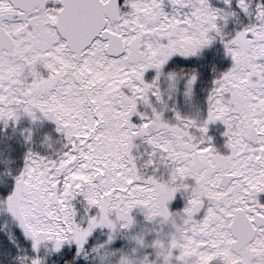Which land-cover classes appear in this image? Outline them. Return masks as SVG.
<instances>
[{
  "label": "snow or ice",
  "instance_id": "6c2138e0",
  "mask_svg": "<svg viewBox=\"0 0 264 264\" xmlns=\"http://www.w3.org/2000/svg\"><path fill=\"white\" fill-rule=\"evenodd\" d=\"M0 124V264H264V0H0Z\"/></svg>",
  "mask_w": 264,
  "mask_h": 264
},
{
  "label": "trees",
  "instance_id": "16d2710c",
  "mask_svg": "<svg viewBox=\"0 0 264 264\" xmlns=\"http://www.w3.org/2000/svg\"><path fill=\"white\" fill-rule=\"evenodd\" d=\"M20 126L27 127L28 126L27 121L22 120L20 125H18V127ZM42 128L45 134L50 135L53 138V140L60 139L59 135L55 132V126L50 122L47 121L43 122ZM215 136H219V139L216 142H213V146L215 144V146L221 149L224 146V142H225L223 133L221 134L216 133ZM20 143L21 141L18 137L17 132H15L11 127L5 130L3 125L0 124V163H7L9 165L8 170H10V165L13 164L15 161L21 167L23 165L22 155L19 151ZM134 143L137 145V147H135L132 150V155L139 156V160L137 161V166L139 167L146 160V156H144L145 146L141 144L139 140L134 141ZM33 147L35 148V145ZM53 147L58 149L59 145L57 144L54 145ZM145 171L150 173L151 169H146ZM133 215L135 216L138 224L131 235H138L140 231L144 233V226L152 227L151 225L143 224L142 222L143 217L142 214L139 212V210H134ZM126 244H127L126 241H121L122 247L126 246Z\"/></svg>",
  "mask_w": 264,
  "mask_h": 264
},
{
  "label": "rangeland",
  "instance_id": "374dc122",
  "mask_svg": "<svg viewBox=\"0 0 264 264\" xmlns=\"http://www.w3.org/2000/svg\"><path fill=\"white\" fill-rule=\"evenodd\" d=\"M223 132H224V127L219 122H217L216 124L209 125L208 135H210L212 137V146H213V142H216L219 139V136H215V134L216 133L221 134ZM214 147H216L217 150L219 149L218 151L221 152L222 154L226 153V149L222 150V149L218 148L217 146H215V144H214ZM261 202L264 203L262 200H261ZM152 228H153V226L152 227L144 226V233L140 231L138 235H143V234H145L146 231L151 230ZM147 238L150 240L152 237L148 236Z\"/></svg>",
  "mask_w": 264,
  "mask_h": 264
},
{
  "label": "flooded vegetation",
  "instance_id": "af4514ba",
  "mask_svg": "<svg viewBox=\"0 0 264 264\" xmlns=\"http://www.w3.org/2000/svg\"><path fill=\"white\" fill-rule=\"evenodd\" d=\"M221 149L225 150L224 146ZM260 200H262L264 202V196L260 197Z\"/></svg>",
  "mask_w": 264,
  "mask_h": 264
}]
</instances>
